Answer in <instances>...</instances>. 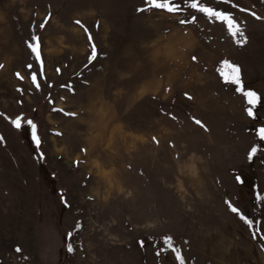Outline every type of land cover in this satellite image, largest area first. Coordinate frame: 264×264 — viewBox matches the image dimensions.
Here are the masks:
<instances>
[{
    "label": "rangeland",
    "instance_id": "rangeland-1",
    "mask_svg": "<svg viewBox=\"0 0 264 264\" xmlns=\"http://www.w3.org/2000/svg\"><path fill=\"white\" fill-rule=\"evenodd\" d=\"M176 2L0 0V264H264V0Z\"/></svg>",
    "mask_w": 264,
    "mask_h": 264
},
{
    "label": "snow or ice",
    "instance_id": "snow-or-ice-1",
    "mask_svg": "<svg viewBox=\"0 0 264 264\" xmlns=\"http://www.w3.org/2000/svg\"><path fill=\"white\" fill-rule=\"evenodd\" d=\"M146 3H148L149 6L152 8L163 9L167 13H172V14L179 13L182 10L180 3H177L176 0H164V2H157V0H146ZM188 7L190 9H195L198 12L205 14L209 18H215L219 21L226 22L227 27H228L232 37H236L237 35H239L240 37H244V40H237L236 43L237 44H243L246 42L245 32H244L243 27H242V24H243L242 21H237L232 15L227 14L225 11L217 10L214 7L204 6L203 0H192V2L188 5ZM236 7H239V6L237 5ZM140 10L143 11V9H140ZM240 11H247V9H240ZM251 15L258 20L261 19V17L257 16L256 13H254V12L251 13ZM49 19H50V14H49V17L45 18V21L43 23H41L39 27L44 28L45 25L48 23ZM195 19H196V17L193 16L192 20L194 21ZM190 22L191 21H189L187 19L179 21V23L181 25H186ZM75 23L77 25H80L81 27H83V25L81 24V22L79 20L75 21ZM84 30H85V32H88L87 28H85ZM92 39L93 38H92L91 34H89L88 35V41H89L90 49H91L90 55L88 56V63L89 64H91L93 61H95L97 59V56H98L97 47L94 43H92ZM31 41L32 42H29L27 44V47L30 49V52L35 55L36 62L39 64L40 74H41V76H43L44 60L42 59L41 37L32 36ZM192 59L195 60L196 57H192ZM3 67L4 66L2 64H0V68H3ZM85 67H87V65H85ZM228 67L231 69V72H232V77H231L232 83L239 85L240 84V69H239V67L232 65V64H228ZM27 68L29 70H31L33 68V64L29 63L27 65ZM57 71L59 72V69H57ZM16 75L18 77H20L21 79H23V77L20 76V73H16ZM31 80L37 89H39L41 87L40 83L37 82L36 72H32ZM62 87H65V85H62ZM18 91H21V90L18 89ZM246 95L249 97V103H251V104L256 103V93L255 92H247ZM57 111L63 112V109H59ZM65 114L69 115V116H73V117L76 116V113H65ZM248 114L250 116L252 115L251 109L248 110ZM13 123L15 124V126L17 128L21 127L20 121L18 119L13 121ZM27 123L29 125H31L33 140H34L36 146L39 147L41 144V139L39 136L36 135V125L31 120H28ZM195 123L197 125H201L200 120H196ZM57 135H61V134L57 133ZM260 135L262 137H264V129L260 130ZM153 139L155 140V137ZM81 151H86V150L81 149ZM253 152H255V149H253ZM75 163L79 164V161H76ZM230 208H231V211L233 213L239 212V209L237 207H231L230 206ZM241 219L244 220L245 217H241ZM246 223L249 226H251L253 221L252 220H246ZM166 243H167V241H166ZM169 247H171V244H169ZM70 250H71V248H70ZM17 251H19V249H17ZM157 255H159V253H157ZM177 259L181 260V264H183V260L179 256V254H177Z\"/></svg>",
    "mask_w": 264,
    "mask_h": 264
}]
</instances>
